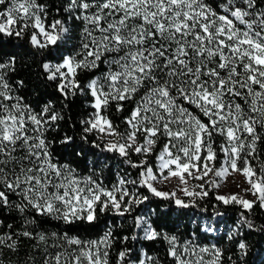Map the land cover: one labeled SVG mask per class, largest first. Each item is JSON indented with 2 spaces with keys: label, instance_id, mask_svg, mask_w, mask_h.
<instances>
[{
  "label": "snow or ice",
  "instance_id": "6c2138e0",
  "mask_svg": "<svg viewBox=\"0 0 264 264\" xmlns=\"http://www.w3.org/2000/svg\"><path fill=\"white\" fill-rule=\"evenodd\" d=\"M259 3L264 0H220L216 7L207 0H68L63 9L68 19L83 24L80 50L55 63L45 61L41 68L48 81H58L56 90L65 98L77 93L91 97L88 106L94 111L80 121L82 141L87 143L88 134H96L92 146L124 158L140 169L139 178L118 177L107 187L93 178L96 173L81 176L71 165L54 161L45 134L63 117L51 101L36 113L22 97L10 94L5 76L14 70L15 57H11L0 62V206L14 207L22 214L31 209L65 224L95 225L103 214L130 215L150 197L187 208L195 198L209 194L203 184L197 186L201 191L191 190L188 178L203 180L212 173L224 180L238 173L248 186L237 187L254 199L240 192L218 194L216 199L248 212L257 203L264 209V163H259L257 148L264 142V9L258 8ZM0 6H5L0 10V36L21 39L32 29L28 43L41 54H51L50 49L58 48L69 32L63 20L46 24L45 5L37 0H0ZM101 64L107 71L86 85L77 79L81 71ZM133 101L121 132L107 111L115 104L116 112H122ZM216 136L223 139L219 151L214 147ZM161 138L165 143L156 155L154 171L147 156ZM72 140L65 135L60 143ZM18 151L24 155L17 157ZM132 154L145 159L134 162ZM172 178L179 181L172 191L154 185L158 179L166 183ZM211 183L220 187L216 180ZM129 184L146 188L150 196L130 191ZM177 191L190 200L177 196ZM11 195L20 203L11 201ZM34 222L24 221L25 225ZM133 223L143 231V239H163L175 264L220 262L222 252L215 245L200 247L192 241L179 245L177 237L158 231L143 216ZM241 226L253 227L243 212L237 224ZM19 235L33 237L27 230ZM51 237L68 248L54 244L53 248L62 249L54 254L45 248L43 264H109L115 239L111 228L95 240L55 232ZM36 239L47 243L43 233ZM0 246L15 249L13 234L0 235ZM238 248L243 251L245 243ZM203 253H211L213 259L205 261ZM130 254L131 249L120 251L117 264H125ZM138 264H158V259L145 253Z\"/></svg>",
  "mask_w": 264,
  "mask_h": 264
},
{
  "label": "trees",
  "instance_id": "16d2710c",
  "mask_svg": "<svg viewBox=\"0 0 264 264\" xmlns=\"http://www.w3.org/2000/svg\"><path fill=\"white\" fill-rule=\"evenodd\" d=\"M37 2L45 5L46 24L57 19L63 20L66 22L69 32L59 42L58 48L50 49L51 54L49 52L41 54V50L33 49L28 43L32 29H29L21 39L0 36V62H7L11 57H15L14 70L7 71L5 76L12 88L10 94L22 97L23 103L31 106L36 113H39L43 106L51 101L53 110L63 117L45 134L46 139L51 142L50 150L54 161L71 165L81 176L96 173L98 175H94L93 178L102 180L103 185L107 187L115 184L118 177L137 180L140 169L132 168L124 162V158L116 153L101 151L92 146V141L98 140L96 134H88L87 143L82 141L81 137L84 133L80 121L88 118L94 111L88 106L91 97L77 93L75 96L65 98L56 90L58 81L51 82L46 79L41 64L45 61L55 63L62 56L74 55L78 52L83 24L81 21L68 19V14L63 10L68 0H37ZM207 2L216 7L220 0H207ZM258 8L264 9V3H259ZM80 58L77 57V59ZM105 71H107V67L101 64L98 69L81 71L77 79L81 84L86 85L89 80L100 76ZM18 81H23V85H19ZM133 106L134 101L126 103L122 112H116L115 104L109 107L107 115L114 124L119 126V131L125 130L126 125L123 121L130 114ZM65 135L71 136L72 142L61 144L60 141ZM164 143V138H161L152 154L147 156V162L154 169L157 168L156 155ZM221 143H223L221 137H214V147L217 151H219ZM257 148L259 163H264V142L258 143ZM15 155L20 157L24 155V152L18 151ZM222 158L221 154L220 159L222 160ZM131 159L134 162H139L145 157L132 154ZM252 163L257 166V171H259L258 162L253 160ZM216 167H219V161L216 163ZM126 187L130 191H139L141 195L150 196L147 189L139 185L129 184ZM204 189L208 191V196L203 199L195 198V203L187 208L177 207L169 200L150 197L148 201L135 207L130 215L126 214L120 217L110 213L103 214L95 225L84 222L65 224L61 220L41 216L31 209H27L22 214L14 207L0 206V235L11 233L16 241L15 249L0 246V264H43V260L46 258L45 248L48 253L53 254L62 250L53 248L54 244H61L64 248H68L64 241L53 239L51 233L55 232L59 235L67 233L69 236H78L82 240H95L102 236L108 228L112 229L115 237L112 247L109 249V264H117L118 253L125 249H131V254L125 264H128V261L138 264V260L145 253L148 256L156 257L158 264H175L174 259L168 255L169 246L163 239L148 241L142 238L143 231L136 228L133 223L137 216L148 219L158 231L177 237L179 245H183L185 241H192L193 245L200 247L211 248L215 245L222 252L219 264H264V209L260 208L258 203L253 206L251 212L237 204L225 205L216 199V191L211 185L205 183ZM10 200L20 203V198L15 195H11ZM184 200L188 202L190 198ZM241 212L252 222L251 229L247 226L237 227ZM25 219L35 222L25 225ZM9 225L12 227L9 228ZM206 225L211 226L212 230L207 231ZM25 230L32 232L33 237L19 235ZM40 233L46 235L47 243L36 239V235ZM230 234L231 239L229 238ZM133 235H137L138 238L131 239ZM125 236L129 239L124 240ZM240 242L246 245L243 251L238 248ZM202 255L205 261L213 259L211 253Z\"/></svg>",
  "mask_w": 264,
  "mask_h": 264
},
{
  "label": "rangeland",
  "instance_id": "374dc122",
  "mask_svg": "<svg viewBox=\"0 0 264 264\" xmlns=\"http://www.w3.org/2000/svg\"><path fill=\"white\" fill-rule=\"evenodd\" d=\"M5 6H7V3ZM5 6H0V10H2L3 7ZM157 165H158V161H157ZM155 170L156 169H154V171ZM165 174H166V170H165ZM213 180H216L217 183L220 184V187H214L211 183ZM205 183L211 185L215 189L217 195L218 194L228 195L230 193L240 192V194L244 195L245 198L249 200L254 199V197L251 194H244L241 192V189L237 187V184H241L243 187L248 186L246 183H244V178L238 173L233 174L224 180H221L220 178L215 177L212 173H209V175L205 177L203 180L195 179L191 177L188 178V187L191 190H195L197 192L201 191V189L197 186L201 184L205 186ZM178 184H179V181L176 178H172L171 182H166V183H161L159 179L156 182H154V185L163 191H172L177 187ZM177 196L182 197L183 199L188 198V197H184L182 192H179V191H177ZM206 228H211V226L206 225Z\"/></svg>",
  "mask_w": 264,
  "mask_h": 264
}]
</instances>
